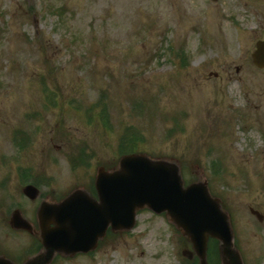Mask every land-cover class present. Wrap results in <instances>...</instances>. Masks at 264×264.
Segmentation results:
<instances>
[{"label": "rangeland", "instance_id": "1", "mask_svg": "<svg viewBox=\"0 0 264 264\" xmlns=\"http://www.w3.org/2000/svg\"><path fill=\"white\" fill-rule=\"evenodd\" d=\"M261 38L264 0H0L6 245L29 244L11 233L16 207L35 222L41 202L92 188L98 167L134 150L208 185L247 264H264V221L251 212L264 216V70L252 62ZM136 221L90 257L56 264H191L165 214L144 209Z\"/></svg>", "mask_w": 264, "mask_h": 264}, {"label": "water", "instance_id": "2", "mask_svg": "<svg viewBox=\"0 0 264 264\" xmlns=\"http://www.w3.org/2000/svg\"><path fill=\"white\" fill-rule=\"evenodd\" d=\"M256 50L254 62L264 68V40L258 42ZM96 179L98 200L89 191L77 188L60 202H43L37 215L45 250L25 264H50L57 253L69 256L95 249L110 228L133 229L144 208L166 213L192 241L202 264H208L211 237L221 242L222 264H245L235 244L231 217L221 200L199 181L186 187L178 164L143 153L130 154L120 160L116 169L100 168ZM24 192L32 199L40 194L34 185L27 186ZM13 216L14 227L33 231L19 211ZM0 264L13 263L0 259Z\"/></svg>", "mask_w": 264, "mask_h": 264}, {"label": "flooded vegetation", "instance_id": "3", "mask_svg": "<svg viewBox=\"0 0 264 264\" xmlns=\"http://www.w3.org/2000/svg\"><path fill=\"white\" fill-rule=\"evenodd\" d=\"M216 75H218V74H216ZM1 212H2V209H1ZM261 221H264V220H261ZM12 232H14V233H23L24 232V234L27 235V236H25V235L24 236L29 238V240H28L29 244L7 246L4 235L2 233H0V258L1 259L5 258L7 260L12 261L13 263L15 262L16 264H24L25 261L28 260V258L35 256V254H38L43 249V245H42V243L38 242L37 237H33L31 234H28L26 231H18V230L14 229V231L11 230V233ZM115 234H118V233H115ZM115 234H113V235H115ZM16 236H17V234H16ZM116 237L117 236H112V237H106L105 239H101L100 241H98V247L96 250H93L91 252H87L85 254H80V255L75 256V257H80V256L90 257L92 254L97 253L99 251L102 244L106 243L108 245L109 244L112 245L113 240ZM31 238H33V239H31ZM69 258H66L63 256H58V259H63V260H65V259L68 260ZM57 260L53 264H56ZM195 260H196L195 258L191 259V261H192L191 263L196 264L195 262H193Z\"/></svg>", "mask_w": 264, "mask_h": 264}, {"label": "trees", "instance_id": "4", "mask_svg": "<svg viewBox=\"0 0 264 264\" xmlns=\"http://www.w3.org/2000/svg\"><path fill=\"white\" fill-rule=\"evenodd\" d=\"M105 107H106V105H104V107H103V109H102V110H104V108H105ZM107 113H108V112L106 111V114H107ZM106 114H105V115H106Z\"/></svg>", "mask_w": 264, "mask_h": 264}]
</instances>
